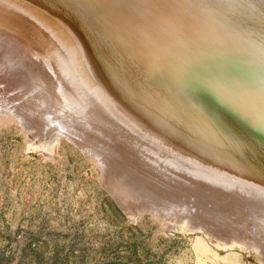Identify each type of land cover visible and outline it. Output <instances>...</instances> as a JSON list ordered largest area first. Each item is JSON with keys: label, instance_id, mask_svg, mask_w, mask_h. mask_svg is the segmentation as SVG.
Masks as SVG:
<instances>
[{"label": "bare ground", "instance_id": "obj_1", "mask_svg": "<svg viewBox=\"0 0 264 264\" xmlns=\"http://www.w3.org/2000/svg\"><path fill=\"white\" fill-rule=\"evenodd\" d=\"M6 1L0 0L2 8ZM11 1L16 13L18 3L26 8L25 18L1 12L0 29L32 38L40 33L32 27L33 21L43 28L45 38L52 40L54 65L63 83L56 96L62 94L57 98L65 99L70 115H65L68 109L56 108L61 101L55 96L58 102L53 110L59 114L55 110L56 116L51 118L70 127L80 140L90 139L102 151L109 149L107 152L115 155L113 163L129 168L113 174L116 184L112 192L120 200L130 204L153 196L155 208L169 214L203 211L225 231L246 227L249 218L238 220L224 207L239 213L247 204V209L262 216L264 209L255 206L264 204V184L255 177L260 172L247 175L245 167L238 171L236 166L223 168V161L221 165L217 162L221 158L232 165L249 159L264 170V50L259 49L264 44L249 41L239 29L264 32V0H221L223 8L246 20L247 24H236V30H229L235 21L228 18L221 22L217 10L207 12L198 0ZM24 23L30 26L23 27ZM18 44L0 32V56L11 60L5 62L11 66L8 68L22 66L18 65L22 60L16 57L17 50L26 59ZM33 58L30 61H35ZM26 70L21 71L26 78L21 76L20 81L32 86L34 75ZM109 84L114 93L125 98L117 106L136 108L145 115L138 119V127L128 123L129 116L125 122L112 109L116 96L107 89ZM33 87L35 90L36 85ZM46 99L41 97V102ZM129 108L126 114L133 115ZM97 120L126 136L110 133ZM212 152L220 157L217 162L212 161ZM244 194L249 197L241 204L238 199ZM248 229L249 233L252 229Z\"/></svg>", "mask_w": 264, "mask_h": 264}, {"label": "rangeland", "instance_id": "obj_2", "mask_svg": "<svg viewBox=\"0 0 264 264\" xmlns=\"http://www.w3.org/2000/svg\"><path fill=\"white\" fill-rule=\"evenodd\" d=\"M198 1L207 12L217 10L216 18L221 22H226L228 18L231 22L235 21L229 30H236V24H247L236 12L223 8L221 0ZM239 1L242 0H238V3ZM5 3L7 5L3 4V8L0 5V13L14 15L15 12L18 19L25 18L26 8H22L21 3L18 4L22 6L15 5L18 6L17 13L11 0ZM9 3H12V6ZM254 14L260 16L256 11ZM261 15H264V12H261ZM31 22L32 27L40 29L37 36H32L33 39L21 37L16 31H9L4 27L0 29L1 35H8L19 41L18 45L26 59H22L24 57L17 50L18 55L17 52L15 55L22 60L18 65H27L19 68L15 64L16 69L13 61V67L8 68L11 66L5 62L11 60L5 61L3 56H0V264H264V218L261 219L264 212L262 216L261 212L252 213L247 209L250 207L247 204L243 209H239V213H235L229 206L224 207L227 213L230 212L229 215L236 214L234 217L238 220L246 222L249 218L246 227H239L242 229V235L237 228L236 231L233 229V232L225 231L219 227V222L215 220L219 223L216 224L211 221L215 219L211 214L203 211H187V215L169 214L161 208H155L153 196L150 200L135 203L130 201L132 203L128 204L112 192V185L116 184L113 174L129 168L113 163L115 155L107 152L109 149L102 151L90 139L80 140L72 129H68L70 127L63 126L58 119L51 118L57 109H68L64 103L65 99H58L63 97L62 94V97L56 96L61 93L63 83L54 65L56 59L50 45L52 40L45 38L41 26ZM24 24L20 25L30 26ZM22 26L19 27L23 29ZM239 29L249 41L253 40L257 45L264 44V39H261L264 32L261 29H256L255 33L247 31L244 27ZM259 49L264 50V46ZM32 58L35 61H30ZM26 69L34 75L32 84L36 85L35 90L33 85L20 81L25 77L21 71ZM109 86L107 89L114 93V87L110 84ZM66 89L71 91L70 87L66 86ZM38 94L45 99L48 97L47 101L41 102ZM114 94L117 99L115 97L113 103L109 101L112 109L117 110L125 122L129 116L128 123L138 127L145 115L136 108L117 106V102L125 98L118 93ZM51 95L54 96V102L52 99L48 102ZM55 96L60 103L56 101ZM55 104L60 105L56 107V111L53 110ZM128 108L133 110V115L126 114ZM67 114L70 115L69 109L65 115ZM96 123L110 133L113 131L118 136L124 135L121 130V134L116 133L113 126L107 127L99 121ZM210 154L214 159L212 161L220 158L213 152ZM106 155H109L110 160ZM218 160L216 162L219 165V162L223 161V168L226 165V168L235 169L236 166L240 171L241 167H245L247 175H252L254 170L259 171L255 177L259 178L257 180L260 184H264V170L254 161L242 159L239 163L232 162L230 165V162L221 158ZM244 196L238 199L241 204L249 197L248 194ZM255 206L259 211L264 209V204L262 207ZM256 222H262L263 227L258 228L261 225ZM248 228H253L250 230L253 232L249 231V234ZM256 228L257 232L263 233L257 234Z\"/></svg>", "mask_w": 264, "mask_h": 264}]
</instances>
